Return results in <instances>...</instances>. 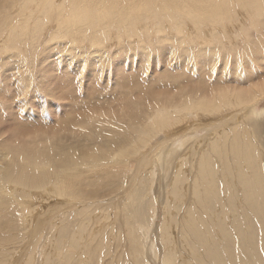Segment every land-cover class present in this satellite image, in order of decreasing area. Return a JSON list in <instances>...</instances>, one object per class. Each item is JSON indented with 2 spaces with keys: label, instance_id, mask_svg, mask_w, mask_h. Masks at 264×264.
Returning <instances> with one entry per match:
<instances>
[{
  "label": "bare ground",
  "instance_id": "bare-ground-1",
  "mask_svg": "<svg viewBox=\"0 0 264 264\" xmlns=\"http://www.w3.org/2000/svg\"><path fill=\"white\" fill-rule=\"evenodd\" d=\"M110 1L115 6L108 4ZM31 2L32 6L30 7L20 5L21 12L15 18L2 13L1 11L4 9L0 8L1 50L11 48L13 50L10 56L19 58L20 61H23L22 63L26 61L34 63L33 58L36 59L35 56L39 49L53 46V44L47 45V43L63 39L61 40L63 42L53 49L65 48L67 47L65 41H72L74 44L68 46L66 54L75 62L76 50L78 49L75 44L77 42L84 45L85 39L81 35L88 34L87 30H89L93 35V43L103 42L81 53L79 67L84 72H88L96 59L99 78L97 84H102L105 81H103L104 62L107 60L110 63L109 73L111 75L121 74V81L117 83L115 89H92L89 93H85L81 89L82 93L84 92L83 95H76L75 89H61L60 93L69 96V101H65V98L54 89L51 90L50 94H47L52 98H60L62 106L60 104L54 105L57 107L56 111L51 113L49 109L45 111L46 104L43 107V119L39 124L47 127L50 122L55 121L52 118L53 115L55 118L59 117L57 118L59 124L61 123L60 120L65 118V125H73L72 128L69 127L70 130L68 127L63 130V125H61L63 123L60 124L61 126L58 125L57 130L51 127L55 130L54 134H48L50 132L46 131L45 134H41L40 138L38 135L34 143L31 142L30 152L32 155L29 163L34 165L35 173L25 178V185L36 188L38 184L42 185L40 187L52 184L54 187L49 193L54 198L72 197L82 202L88 201L90 207L98 211L101 208L104 209V203L107 206L114 204L116 205L115 211L120 215L123 212V206L119 199L123 200L127 195L124 193L130 186H127V183L131 178V176L129 177L131 173L128 174L131 165L139 161L140 156L144 155V151L152 150L153 141L161 135L157 132L160 130L153 134L148 124L143 125L144 122H141L142 118L139 115L141 111L139 114V111L136 113L133 109L134 105L142 103L148 106L150 111L152 110L149 115L153 116V122L173 115V119L169 116L170 119L158 123L162 125V122H167V125L164 124L166 126H162L163 128L160 125L159 127L161 130H168L169 136L186 131V120L192 118L191 116L202 119L201 123L209 122L211 124H216L225 118L217 124L221 127L222 134L217 136L213 142L212 139H207L204 143L197 141L189 149L188 157H186L188 153L184 147L188 143H193L194 138H186L176 144L161 148L159 155L156 154L155 156L158 174L156 170L150 171V173L152 178L157 175L159 177L163 173H168L169 177L170 169H176L181 164L186 165L187 161L190 163L196 157L198 159L196 172L203 176L205 174L204 177L207 176V179L209 175L211 176L208 179L210 184L208 191L217 200L219 199L216 195L219 197H223V195L217 192L214 186L223 180L222 185H225V191L226 189L229 190L225 176L226 173L229 174L228 172L234 173L233 177L235 176L237 181L235 185L242 187L241 204L239 202V208L234 210L236 214L238 213L234 224L239 232L233 233L232 229L227 230L229 227L226 228L224 216L222 217V213L226 217L228 216V212L225 210L218 212L219 214L216 216L220 218V222L214 225L211 219V214L214 211L213 201L208 200L203 204V197L192 196L188 199L190 200L188 203L190 208L187 212L190 215L187 219L184 217L177 226L179 229L178 237L181 236L183 239L187 237L185 239L187 242L174 243V247L169 249V252L172 253L169 257L163 258V251L164 249L167 250L163 243L166 239L173 243V236L170 239L168 237L169 232L163 234L167 237H162V248L164 249L162 253L158 250L155 251V246L150 242L149 227L151 224H145L149 203L142 196L135 194L134 204L126 206L124 214L132 213L134 224H143L140 229L143 231L144 238L139 240L141 246H138V243L133 240L131 242L134 251H139V264H142L140 261L142 254L145 257H150L152 254L154 260L161 255L162 263L174 264L177 257L179 259L180 256L188 257L194 255V252L201 256L204 263L207 262L208 264H264V109L259 110L260 107H258L259 102H264V48L259 47L260 41L256 40L258 44L254 45L255 47L258 45V47L250 50L247 46V50L250 52L249 55L242 58L243 61L239 52L241 48L237 49L240 44L245 46V43L250 40V32L247 31L250 26H253L251 28L254 33H257L258 30H264V22L260 23L263 28L257 30L259 21H256V19L264 17L262 10L264 0H106L105 3L108 5L100 9L101 17L98 18H93L89 10L80 7H72L69 13L64 2L39 0L40 3L37 2L36 6H34L35 0H31ZM233 5L246 7L248 21L246 22L244 18H241L242 23L237 28H241L247 33H238L237 30L234 32L236 36L228 37L226 31L229 26L226 21L232 23L237 16L236 10L232 8ZM199 13L213 16L211 23L214 29L211 41L205 37L202 38V34H199L202 31V25L205 24L204 21H198L196 18L199 17L197 15ZM164 19L172 23L173 35L157 25L155 36L152 37L149 33L152 22L155 21L160 25ZM186 20L194 24L196 35L185 29ZM113 21V27L103 36H100L99 34L108 26L107 24ZM10 22L12 24L8 29L7 24ZM54 22L58 23L60 28L69 26V31L59 29L54 33L52 30H46L43 33L44 26ZM82 25L87 30L83 29ZM197 25H200L199 29ZM246 27L248 28L246 29ZM230 28L232 27L230 26ZM112 30H114V34H111ZM217 30L221 33H216ZM254 37L256 36L254 35ZM171 38L172 40H170ZM8 43H10V47L7 46ZM252 43L255 42L252 41ZM235 44L238 46L234 47ZM254 45L252 44L251 47ZM211 48L213 49L211 50ZM244 48L246 49V47ZM55 54L59 55L54 57L55 63L63 66L65 62L64 52ZM244 54L243 52L242 55ZM118 55L124 59L120 64H116L113 60ZM153 55L154 57H152ZM176 55L187 60L188 64L191 63L189 60L196 59L195 69L197 68V72L201 71L205 74L203 79L197 80L194 77L191 78L193 81H185L186 79L184 80L182 76L167 74L168 70L171 71V66L175 65L171 61H174L173 57ZM161 63L165 67L167 65L165 71H160ZM244 63L249 64L251 69L246 70L247 65ZM72 64L69 63V65ZM195 69L194 72L196 73ZM169 73L171 74V72ZM145 75H148L147 79ZM57 78L61 80L56 71L47 73V81L55 82ZM180 79L184 81L181 85L185 90L184 92L187 89H207V91L199 93L198 98L191 100L189 94L186 96L180 92L181 89L179 92L167 89L174 84L177 85ZM110 80L111 78L107 79L106 83H109ZM111 90L115 91L116 94H109ZM166 92L184 97V100L181 98L182 103L179 109L173 111L175 107H172L173 103L171 105L172 111H169L170 108L168 109L165 104L167 100L164 99V94L165 97H168ZM75 103L76 106L79 105V109L78 112L76 111V117L73 118L75 107L72 106H75ZM241 106L240 113L236 111L237 113L234 114L230 111L232 109L238 110ZM228 111L233 113L231 114L233 116H229L230 118L226 115L224 117V113L227 114ZM163 115L166 116L162 118ZM238 115L241 117L238 118ZM148 119L146 121L150 122ZM33 120L34 118L30 117L27 121L31 123ZM238 120L239 122H237ZM170 128H175V130H170ZM205 147L207 149L203 150ZM214 149H220V152L217 153V151H213ZM178 153H180L179 157L177 156ZM232 155L237 156V159H233ZM217 157L221 158L222 162L215 163V165L216 160L213 162V159ZM187 158L189 159L187 160ZM217 160L219 162V159ZM233 160L238 161L237 166H239H236V172L233 168V172L230 170L223 172L224 169L227 170L229 166L231 167ZM235 161L233 162L236 163ZM5 164L9 168H14L16 160L10 156ZM221 165L226 167L222 166L224 168L222 170ZM220 168L222 176L214 181L213 176ZM117 186L119 187L117 190H111ZM132 187L130 186V188ZM108 190L110 192L107 193ZM149 191L154 192V189ZM229 191L231 192H229L230 198L234 200L236 197L235 190L232 192L230 186ZM162 195V193L155 194V198ZM46 199L49 198L46 197ZM152 204L153 208L149 213L151 215L150 222H152L155 214L159 213L156 201L152 200ZM199 204H203V206L197 209ZM108 208L107 210H109ZM82 219L83 215H80L78 221ZM95 219L94 215L92 217L90 215L88 221L94 222ZM74 225L70 227L69 232L66 231L70 235L75 233V228H80L79 223ZM241 226L245 228L243 231V228L239 229ZM121 227L123 230L127 229V225L124 223ZM214 227L218 228V230H214L216 233L211 232V235H208ZM171 235L169 233V236ZM146 242L149 243L144 248ZM186 243L191 245L188 246L191 247V250L183 247ZM3 244L0 241V246ZM129 251V249L126 250V256H131ZM131 251L130 253L134 252ZM111 252L113 250L109 253ZM225 254H229V256L225 257ZM115 257H119L118 253L113 252V259ZM149 261L152 262L151 259Z\"/></svg>",
  "mask_w": 264,
  "mask_h": 264
},
{
  "label": "rangeland",
  "instance_id": "rangeland-1",
  "mask_svg": "<svg viewBox=\"0 0 264 264\" xmlns=\"http://www.w3.org/2000/svg\"><path fill=\"white\" fill-rule=\"evenodd\" d=\"M35 1L36 2L34 3V6H36V3L39 2V0ZM105 1L106 0H55L56 3L64 2L65 7H67L69 10V13L71 12L72 7L85 8L90 11L93 18L101 17L100 9H103L108 4H112L113 6H115L113 2L110 1L108 4H106ZM20 5L30 7L32 6V2L31 0H0V8L4 9L1 12L4 14H8L11 18H15L16 15L19 16L18 13L21 12L22 9ZM232 8L236 10L235 12L237 16L232 23L226 21L227 25L229 26L226 31L227 36H236V33L234 32L237 30L238 33L240 32L244 34H246L247 31L250 32V40L248 41L249 43L247 42L248 45L247 43H245V46H242V44H240L237 48L238 50L241 48L239 52L240 58L243 61L242 58H245V55H249L250 52L249 50H247V46L248 49L250 48V50L257 48L258 45L259 47L261 46L262 48H264V43H262V41H264V30H258L263 28L261 24L264 22V17L256 19V21H259L257 27L259 33H254V30L252 29L253 26L249 27V30L251 29V31L247 29L248 27H246L247 31H242L241 28L238 29L237 27L242 23L241 18H244L246 22L248 21V19L246 18V7L233 5ZM262 10L264 12V8ZM197 15L199 17H195L198 19V21H204L205 23L204 25H202V31H200L199 34H202V38L205 37L207 40L211 41V36L213 35L212 31L214 29V26H212L211 23L213 16L205 13H199ZM186 21L187 24H185V29L190 33L196 35L197 32L194 28V24H192L189 20ZM11 24V22L7 24L8 29L10 28ZM107 25L108 26H106L103 32L99 34L100 36H103L105 32L109 31L111 27H113L114 21L108 23ZM157 25L164 28L166 31H169L171 35H173L172 33H174V31L172 30V23L167 19H164L163 21H161L160 25L155 21L152 22L150 28L151 30L149 31L152 37L155 36ZM197 26L199 29L200 25ZM230 26L232 28H230ZM82 28L85 29L84 25H82ZM59 29L69 31V26H63L60 28L59 24L56 22L52 24H46L44 26L43 33L46 30H52V32L54 33ZM87 31L88 34L81 35L85 39L84 45H80V43L77 42L75 44L78 47V49L76 50L75 62L66 54L68 46L74 44L72 43V41H65L67 43V47L65 48L59 47L53 49V47H56L61 42H63L61 41L63 39H58L53 43H47V45L53 44V46H48L46 48H42L41 50L39 49L35 56L36 59L33 58L34 63L30 61L22 63L23 61H20L19 58L10 56L12 55L11 52L13 50L11 48L9 50L3 48V51L0 49V58H3L2 60L0 59V241L4 243L2 246H0V264H139V251H134V246L132 245L131 240H133L135 243H138V246H141V241L139 240L143 239L144 237L142 235L143 231L142 229H140V227H143V224H134V221L132 220V213L128 214L130 215L129 217L127 214H124L125 207L134 204L135 194L138 196H142L149 203V207L146 212L145 224H151V226L149 227L150 242L155 246V251L158 250L160 251V253H162L164 249L162 248V237L165 236L163 234H167V232L172 234L171 236H169L168 233V237H170V239L173 236V243H171V240L167 239L163 243L165 244L164 247L167 249H164L163 251V258L169 257V255L172 253L169 252V249L174 247V243L177 244L178 242L180 244V241L182 243H185V241L187 242V240H185L187 237H184L185 239H183V237L181 236L178 237L179 229L177 228V226L184 217H186V219L189 217L190 213H188L187 211L190 208V205L188 204L190 203V200L188 199H190V197L192 196L196 198L203 197V204L208 200L213 201L214 211L211 214V219L214 225L220 222V218H217L216 216L219 214L218 212L225 210L228 212V216L226 217L222 213V217L224 216L223 219L226 223V228L229 227L227 228V230L232 229L231 231H233V233L239 232L237 230L238 228H235L237 226L234 224L236 221V215L238 213L236 214L234 210L239 208V202L241 204L240 198L242 196V187H238L235 185V182L237 181L235 180V176L233 177L234 173L228 172V170L232 171V168L234 172H236L235 169L238 161L233 160L236 163L232 161L231 167L229 166L227 170L224 169L226 167H224V165H221V168L223 166V172L229 173L228 175L226 173L225 176L226 184L228 185L229 190L230 186L232 192L235 190V199L237 198L239 201L237 199L233 200L230 198V191L228 189H226L225 191V185H222L223 180L221 181V183H217V185L214 186V188L217 189V192L221 193L223 197H219L216 195L219 200H217V198H213V195L208 191V188L210 187L208 179L211 178V176L209 175V178L207 179V176L204 177L205 174L203 176L196 172L198 163V159L196 157H194V160H191L190 163H188L187 161L186 165L181 164L176 167V169H170L169 177L168 173H163L159 177L157 175L152 178V175L150 173V171L156 170L158 174L157 165H155V156L156 154L159 155V151L161 148L176 144L186 138H194L195 140L193 141V143H188L184 147L186 148V153H188L186 157H188L190 153L189 149L197 141H202L201 143H204V141H206L207 139H212L213 142L214 140H216L217 136L222 134V129L221 127L217 126V124L222 122L225 118L217 122L216 124H211L209 122H202V124V119H196L195 117L191 116L192 118L186 120V131L169 136L167 132L168 130L160 129V127L166 126L167 122H162V125L161 123H158L159 121L161 122L170 118L173 119V115H169L170 118H168V115V117H164L166 115H163L161 117H164L166 119H159V121L157 120L156 122H153V116L149 115L152 113V110L150 111L148 106L142 103L140 105H134L133 109L136 111V113L139 111V114L141 111L139 115L140 118H142L141 122H144L143 125L148 124L149 128H151V130L153 131V134L157 130H160L157 132H159L161 135L157 136L156 140L153 141L151 147L152 150L150 149L151 151H144V155L140 156L139 161H137L136 164L133 163V167L131 165V169L128 172V174L131 173L129 174V177L131 176V178L128 181L127 186L130 185L131 187H133L130 188L129 186L127 192L124 193V195H126L127 193L124 199H119V202H122L121 205L123 206V212L120 215L117 211H115L116 205L114 204H109L110 208H108L109 205L107 206L104 203L106 205L105 206L103 204L104 209L101 208L98 211L90 207L88 201L82 202L81 200L72 197L54 198L52 197V194L49 193V191L54 187L52 184H47V186L45 187H40L42 185L38 184L36 188L25 185V178L35 173L34 165L29 163L31 162L32 155V152H30L31 142L34 143L35 138L38 135V138H40L41 134H45L46 131L50 132L48 134H54V131L57 130L58 125H60L61 123H63L61 124L63 125V130H65L66 127H68V129L70 130L73 125H65V118H63V120H60L61 123L59 124V120L57 119L59 117L55 118V116L53 115L52 118L55 119V121L50 122L47 127L39 124V122L43 119V107L46 104L47 108H45V111L49 109V112L51 113L56 111L57 107H54V105L60 104V106H62V100L60 98H52L47 94H50L51 90L53 89L57 90L59 93L61 89H75L77 93L76 95H83L84 92L89 93L92 89H115L117 83L121 81V74L116 73L114 75H111L109 73L108 67L110 63L107 60L104 62L105 74L103 77V81H105L102 82V84H97L99 78L97 75L98 65L96 59L93 61L92 67L89 68L88 72H84L82 68L79 67L80 59L82 57L81 53L84 52V50L88 51L91 47L103 42L100 41L96 44L93 43V35L91 34V31ZM112 31L111 34H114V30ZM218 31L219 30H217L216 33H221ZM254 35L257 38L254 37ZM261 38L263 39L259 40ZM170 40H172V38ZM256 40L260 41V44H258V41ZM252 41H254L255 43H252ZM249 44L258 45L256 47L254 45L253 48ZM9 45L10 43L7 44L8 47H10ZM237 46L238 45L235 44L234 47ZM244 47H246V49ZM212 49L213 48H211V50ZM62 52H64L63 57L65 59V62L63 63V66H59L55 63L54 57L59 56L55 53L61 54ZM243 52L245 53L244 55H242ZM5 55H7L8 57ZM152 57H154V55ZM176 57H173L174 61H171V63L175 65H172L173 67L171 66V71L168 70L167 74L177 77L182 76L184 80L186 79L185 81H193L192 79L194 77L197 80L204 77V73H202L201 71L197 72L198 69H195V64L197 62L196 59L189 60L191 63L188 64L187 60L181 58L178 55H176ZM113 60L116 64H120L124 59H122V57L118 55L115 56ZM70 62L73 64L69 65ZM244 65H247V67H245L246 70L251 69V67H249V64L244 63ZM166 68L167 65L165 67L163 63L160 64V71H165ZM173 68H175L176 71ZM194 69L196 70V73L194 72ZM49 71H56L59 74L61 80L57 78L55 82L47 81V73ZM169 72H171V74ZM180 72L186 73L183 74ZM209 74L211 73L209 72ZM109 76L111 80L109 81V83H106L107 79H110L108 78ZM145 77L147 79L148 75H145ZM188 77L190 78V80ZM207 79L209 80L208 77ZM181 81L182 80L180 79L177 85L174 84L170 86L171 88L168 87L167 89H172L178 92L181 89L180 92L184 93L186 96H188L189 94L191 100H194V98H198L200 95L199 93L207 91V89H187V91L184 92L185 90L181 87L184 81H182V83ZM81 89L84 91L83 93ZM109 92V94H116L115 91L112 90ZM166 94H168V97H165L164 94V99L167 100L165 104L168 106V109L170 108L169 111H172L171 108L174 106L175 109L173 108V111L179 109L184 97L180 95L178 96L169 94L167 92ZM61 96L65 98V101H69V96L64 94H61ZM72 107H75V114L72 110L73 114L75 115L74 117H72L75 118L79 109V105L76 106L75 103V106ZM258 107H260L259 110H263L264 102H259ZM240 108L242 109V106L239 107L238 110L232 109L234 111H230L234 112V114L237 112L240 113ZM249 109L250 108L248 107V110ZM230 111H228L227 114L224 113V117L225 115L228 118L233 116L231 115L233 113H231ZM30 117L34 118L33 122L31 123L30 121H27ZM237 117L239 118L241 116L238 115ZM143 118L145 119V121L143 120ZM151 118L152 120H150ZM147 119L150 122H147ZM237 122H239V120ZM204 126H206V129L204 128ZM51 127L55 128V130ZM202 127L203 129H201ZM172 129L175 130V128H170V130ZM205 149H207V147H205L203 150ZM213 151H217L218 153L220 152V149H214ZM179 155L180 153L177 154L178 157ZM10 156H13L16 160V165L14 168H9L5 164L7 158ZM175 158L177 157L175 156ZM232 158L237 159V156L232 155ZM188 159L189 158H187V160ZM217 159H219V162ZM139 162L142 166L139 165ZM213 162L214 164H218L222 162V160L221 158L217 157L216 159H213ZM220 170L217 169V174L215 173V176H213L214 181L216 180V178L218 179L222 176V170ZM117 180L120 181V179ZM124 185H126V183H124ZM118 188L119 187L117 186L115 188H111V190H117ZM152 188L154 189V192L149 191ZM108 192H110V190H108L107 193ZM158 193H162L163 195L155 198V194ZM46 197H48L49 199H46ZM152 200L156 201L159 213H156L155 217L152 219V222H150L149 219L151 215L149 213L153 208ZM185 204L187 205L185 206ZM203 204H199L197 209L202 208ZM105 207H107L109 210H107V208ZM233 211L235 214L232 213ZM86 214H88L89 216H87ZM80 215H83V219L78 221V217ZM90 215L91 217L92 215L96 217L94 222L88 221ZM77 223H79L80 228H75V233L73 235L67 233L69 232L70 227ZM123 223L127 225L126 230H123L121 227ZM243 227L244 226H241L239 227V229H242ZM215 229L218 230V228L214 227L209 231L208 235H211V232L216 233V231H214ZM244 229L245 228H243L242 231ZM148 243L149 242L144 243V248ZM186 244H184L183 247L185 246L184 248H189L188 246L190 244ZM127 249H129L130 251L132 250L131 252L134 251L133 253H130L129 251V254L131 256H126ZM189 249L191 250V247ZM112 250L113 252L118 253V258L115 257L113 259V252L109 253ZM143 255L144 254H142L140 258L142 264H164L162 263L161 255L156 260H154L152 254L150 257H145ZM224 256L228 257L229 254H225ZM149 259H151L152 262H150ZM174 264L208 263H204L201 260V256H198L194 252V255L188 257L180 256V259L177 257Z\"/></svg>",
  "mask_w": 264,
  "mask_h": 264
}]
</instances>
